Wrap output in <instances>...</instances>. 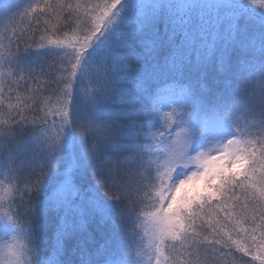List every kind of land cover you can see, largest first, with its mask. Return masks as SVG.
Wrapping results in <instances>:
<instances>
[{
	"label": "snow or ice",
	"instance_id": "6c2138e0",
	"mask_svg": "<svg viewBox=\"0 0 264 264\" xmlns=\"http://www.w3.org/2000/svg\"><path fill=\"white\" fill-rule=\"evenodd\" d=\"M49 9L67 12L57 38L47 22L38 40L0 37V112L5 83L34 82L0 122V226L27 242L3 264H141L145 239L149 264H264V0ZM45 48L60 50L54 71L5 67ZM197 137L213 146L192 154Z\"/></svg>",
	"mask_w": 264,
	"mask_h": 264
},
{
	"label": "trees",
	"instance_id": "16d2710c",
	"mask_svg": "<svg viewBox=\"0 0 264 264\" xmlns=\"http://www.w3.org/2000/svg\"><path fill=\"white\" fill-rule=\"evenodd\" d=\"M24 0H0V37L5 36H12V30L15 27L17 30V34H19L20 28L27 29L26 36L32 37L35 33V39H39V36L44 33L45 31V22H47V25L49 27V35H52V32L55 30V28L60 27L61 24L65 22V17L67 15V12L59 13V9H57L56 13H53L51 9L48 10V13L41 14V10L44 8V6H36L37 11L31 12L28 14L27 18L24 19L23 23H21V16L19 11L21 10V6ZM86 0H60L61 3H76ZM57 0H51L50 3H56ZM90 2L86 1L85 3ZM84 3V4H85ZM93 3V2H91ZM74 5V4H73ZM84 13V10L81 8L79 9V13ZM59 13V14H58ZM37 18L39 19V24H37ZM63 32H68L69 35H71V29L69 28H61V35ZM52 38H57L55 35H52ZM12 39H15V37H12ZM3 43L6 45L8 43V40L5 38L3 40ZM35 47V45H33ZM59 49L55 48H45V49H29L27 52H22L19 54V57L17 59H14L11 65H6L5 67L8 70H11V67L13 68L14 72L17 71H24L26 73H39L41 71H54L55 68L59 67V64H56L53 69H50V65H53L55 60L57 59V54L59 53ZM5 55L7 53L5 52ZM60 73L57 72V75ZM34 86V82L29 81L28 85H25L23 80H20L17 84L14 80L10 83H5L3 88V97H2V108L6 111L0 112V122L8 120L9 116L7 114L8 110V104H17L20 103V95L27 97L30 93L26 91V88ZM80 86L84 88H91L93 89L94 85L89 82L88 78H85L84 83ZM18 93L20 95H18ZM44 96H49V92H44ZM30 103V101H29ZM23 107V105H21ZM29 116L32 115V113H27ZM11 115L15 116L16 112L11 111ZM19 119V117H17ZM249 120L251 118L249 117ZM244 123V120H241V124ZM161 131H164V128H161ZM224 134H228L229 130L225 129L223 130ZM167 133H165L166 135ZM2 155V153H0ZM3 168L0 166V169ZM247 226V225H246ZM143 230H141L140 235H143ZM137 244H139L140 236L138 235L136 238ZM26 242V241H25ZM27 243V242H26ZM141 251V255L138 257V259L141 261V264H149V261L147 258H149V252H146V244L145 240L141 248L139 249ZM137 249L134 247L133 249V256L136 257ZM146 252V254H145ZM235 255L237 257H243L244 261H251L253 259V256L251 254H242L239 252H236ZM155 264V263H153ZM222 264H228V261L225 260L222 262ZM258 264V262H257Z\"/></svg>",
	"mask_w": 264,
	"mask_h": 264
},
{
	"label": "rangeland",
	"instance_id": "374dc122",
	"mask_svg": "<svg viewBox=\"0 0 264 264\" xmlns=\"http://www.w3.org/2000/svg\"><path fill=\"white\" fill-rule=\"evenodd\" d=\"M51 0H24L22 3V6H21V10L19 11L20 13V16H22L23 12L28 9V6L29 5H32L33 8H35L36 6H44V4L46 2L50 3ZM86 1H90V2H87L85 3ZM86 1H81V2H76V3H73L74 5L79 3L81 5H83L84 3L85 4H89L91 2L93 3H103L105 2V0H86ZM107 2H111V0H107ZM260 0H257V3H259ZM83 9V8H82ZM32 11H29V13H31ZM28 13V14H29ZM83 12H81V17H83L85 14H82ZM72 35V33H71ZM80 89L81 91L83 92L85 90L84 87L80 86ZM88 92H91L92 89L91 88H87ZM164 111H167V109H165ZM161 117H163V112L161 113ZM221 135H227L226 133L224 134V131L221 133ZM213 145L211 144H208V143H205V141L199 139L198 137L194 139L193 141V147H192V154H194L195 151H199V150H206L208 148H211ZM160 148H163L164 145L163 144H160L159 145ZM7 172L4 171L3 168L0 169V180H3L5 184L8 183L7 179ZM197 183H200L199 181H197ZM6 210V208L4 209ZM16 235L15 233H5L3 231V227L0 226V249H3L5 245L7 244H17L19 245L20 243H24L26 244V242L21 238L19 237L18 235L16 236V239L14 240L13 239V236ZM145 244H146V252L148 251L149 252V256L151 255V252H152V249L149 247V241L148 239H145ZM145 252V254H146ZM0 256H2V253H0ZM147 260L149 261V258H147ZM155 263V258L153 257L150 261V264H153ZM0 264H3L2 260H0Z\"/></svg>",
	"mask_w": 264,
	"mask_h": 264
},
{
	"label": "clouds",
	"instance_id": "9594fccd",
	"mask_svg": "<svg viewBox=\"0 0 264 264\" xmlns=\"http://www.w3.org/2000/svg\"><path fill=\"white\" fill-rule=\"evenodd\" d=\"M221 163L220 159L216 160H206L204 162L205 168L209 171L212 172L214 169H216ZM193 169H188V171H191ZM199 179V177H192L190 180L186 181L183 185H181V189L183 191H187L188 188L196 183V181Z\"/></svg>",
	"mask_w": 264,
	"mask_h": 264
}]
</instances>
